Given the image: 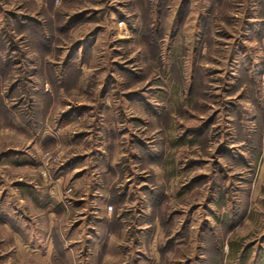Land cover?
Wrapping results in <instances>:
<instances>
[{
    "label": "rangeland",
    "instance_id": "rangeland-1",
    "mask_svg": "<svg viewBox=\"0 0 264 264\" xmlns=\"http://www.w3.org/2000/svg\"><path fill=\"white\" fill-rule=\"evenodd\" d=\"M12 178L0 264H264V0H0Z\"/></svg>",
    "mask_w": 264,
    "mask_h": 264
},
{
    "label": "crops",
    "instance_id": "crops-1",
    "mask_svg": "<svg viewBox=\"0 0 264 264\" xmlns=\"http://www.w3.org/2000/svg\"><path fill=\"white\" fill-rule=\"evenodd\" d=\"M5 166L9 167L10 165L9 166L5 165ZM6 167H5V170L7 169ZM11 167H13V166H11ZM20 179L21 178H12L9 181H7L5 179H2L0 181V194H2V196H0V205L3 206V208L6 206L7 207L10 206L11 208H13V210H11L12 214L2 215V213L0 212V232L1 233L3 232V234H5L8 238L12 237V239L16 243H20V241L22 240L21 234H23L22 224L20 223V220H19V218L22 217V215L21 214L18 216L15 215L16 211L17 212L19 211V213H20L21 210L24 209L22 207L21 201H25V199L18 194V190L16 188V187H19L18 184L21 181ZM11 182L14 185L10 184ZM7 184H10V185H7ZM25 195L28 197V200H31L36 205V202H34V200H33L34 195L30 191L27 192V194H25ZM1 210H2V208H1ZM46 220L49 222L50 228L55 227L54 226L53 212L47 213ZM90 231H91V229H90ZM71 234H74V231H71ZM90 235L95 236V234H93V232L88 233V236H90ZM115 237L116 236L113 235V241L115 240L114 239ZM92 240L93 239L91 238V241ZM76 241L77 240H75V238H74L73 242L77 243ZM110 245H111V239H109V243H108V245H106V248L108 249L110 247ZM116 248H118V247L116 246ZM116 248H115L114 243H113V264H117L120 261L121 253H118L117 250H119V249H116ZM63 249L65 250V247ZM109 250H111V249H109ZM109 256L110 255H108L107 257H104L103 262L108 260Z\"/></svg>",
    "mask_w": 264,
    "mask_h": 264
},
{
    "label": "built area",
    "instance_id": "built-area-1",
    "mask_svg": "<svg viewBox=\"0 0 264 264\" xmlns=\"http://www.w3.org/2000/svg\"><path fill=\"white\" fill-rule=\"evenodd\" d=\"M109 210H111V206H108Z\"/></svg>",
    "mask_w": 264,
    "mask_h": 264
}]
</instances>
